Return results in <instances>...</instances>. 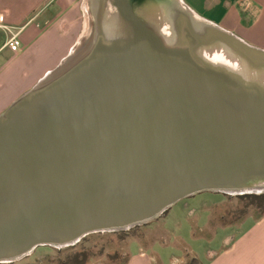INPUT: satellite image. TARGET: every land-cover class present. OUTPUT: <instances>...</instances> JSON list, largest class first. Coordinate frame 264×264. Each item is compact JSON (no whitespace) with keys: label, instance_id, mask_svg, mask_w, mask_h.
I'll list each match as a JSON object with an SVG mask.
<instances>
[{"label":"water","instance_id":"95a60500","mask_svg":"<svg viewBox=\"0 0 264 264\" xmlns=\"http://www.w3.org/2000/svg\"><path fill=\"white\" fill-rule=\"evenodd\" d=\"M68 54L0 114V264L264 194V49L185 0H82Z\"/></svg>","mask_w":264,"mask_h":264},{"label":"crops","instance_id":"0c3cea01","mask_svg":"<svg viewBox=\"0 0 264 264\" xmlns=\"http://www.w3.org/2000/svg\"><path fill=\"white\" fill-rule=\"evenodd\" d=\"M188 4L204 18L218 24L250 43L264 49V0H191ZM53 8V20L43 28L33 25L45 10ZM34 16L27 20V17ZM18 26L27 27L22 33L24 45L18 54L4 52L0 63V114L49 70L53 69L68 54L78 39L83 26L80 0H31L24 18ZM11 23L10 21H8ZM12 24V23H11ZM1 56V57H2ZM209 216V220H210ZM225 244L210 251L204 263L191 255L196 264H264V216L259 220L247 217L238 225ZM208 223L202 232L211 233ZM215 232H212L214 234ZM138 253H132L127 264H163L149 257L139 241ZM185 260L172 264H183Z\"/></svg>","mask_w":264,"mask_h":264},{"label":"rangeland","instance_id":"374dc122","mask_svg":"<svg viewBox=\"0 0 264 264\" xmlns=\"http://www.w3.org/2000/svg\"><path fill=\"white\" fill-rule=\"evenodd\" d=\"M30 2L0 0V12L14 26H18ZM188 3L193 2L189 0ZM52 9L45 10L33 25L45 27V22L53 20ZM33 16H28L27 20ZM21 44L23 47L24 36H21ZM3 58L0 57V63ZM263 216L264 199L201 193L182 200L166 215L148 225L129 231L92 234L70 248L41 247L24 260L11 264H127L131 252L139 251L138 246L133 245L135 241L147 248L149 257H158L163 264L179 260H185L183 264H196L188 254L191 252L201 263H205L210 251L220 249L228 237L238 230L229 225H238L247 217L259 220ZM208 221L214 234L202 232Z\"/></svg>","mask_w":264,"mask_h":264},{"label":"built area","instance_id":"2783aa9c","mask_svg":"<svg viewBox=\"0 0 264 264\" xmlns=\"http://www.w3.org/2000/svg\"><path fill=\"white\" fill-rule=\"evenodd\" d=\"M27 24L14 26L9 23L5 14L0 12V57L8 51L18 54L21 51V36Z\"/></svg>","mask_w":264,"mask_h":264},{"label":"trees","instance_id":"16d2710c","mask_svg":"<svg viewBox=\"0 0 264 264\" xmlns=\"http://www.w3.org/2000/svg\"><path fill=\"white\" fill-rule=\"evenodd\" d=\"M238 197L239 198H258V199H264V194H261V195H243V196H238ZM167 213H168V211L164 215H166Z\"/></svg>","mask_w":264,"mask_h":264}]
</instances>
